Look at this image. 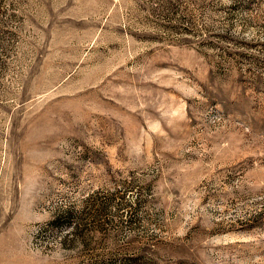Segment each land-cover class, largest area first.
<instances>
[{"label":"rangeland","instance_id":"374dc122","mask_svg":"<svg viewBox=\"0 0 264 264\" xmlns=\"http://www.w3.org/2000/svg\"><path fill=\"white\" fill-rule=\"evenodd\" d=\"M0 264H264V0H0Z\"/></svg>","mask_w":264,"mask_h":264}]
</instances>
